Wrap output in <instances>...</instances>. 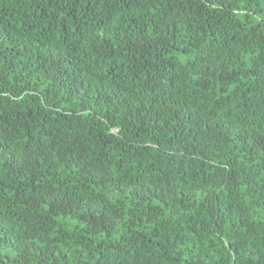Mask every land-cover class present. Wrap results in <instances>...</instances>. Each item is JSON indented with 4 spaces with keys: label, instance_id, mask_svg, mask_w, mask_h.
Masks as SVG:
<instances>
[{
    "label": "trees",
    "instance_id": "16d2710c",
    "mask_svg": "<svg viewBox=\"0 0 264 264\" xmlns=\"http://www.w3.org/2000/svg\"><path fill=\"white\" fill-rule=\"evenodd\" d=\"M0 264H264V0H0Z\"/></svg>",
    "mask_w": 264,
    "mask_h": 264
}]
</instances>
